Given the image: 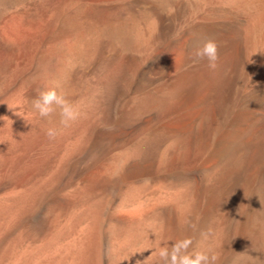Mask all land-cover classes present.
Listing matches in <instances>:
<instances>
[{
    "label": "bare ground",
    "instance_id": "1",
    "mask_svg": "<svg viewBox=\"0 0 264 264\" xmlns=\"http://www.w3.org/2000/svg\"><path fill=\"white\" fill-rule=\"evenodd\" d=\"M193 1L247 22L170 48ZM209 39L214 69L193 63ZM54 81L71 127L32 108ZM186 238L264 260V0H0V264H159Z\"/></svg>",
    "mask_w": 264,
    "mask_h": 264
},
{
    "label": "clouds",
    "instance_id": "2",
    "mask_svg": "<svg viewBox=\"0 0 264 264\" xmlns=\"http://www.w3.org/2000/svg\"><path fill=\"white\" fill-rule=\"evenodd\" d=\"M192 57L193 63L207 59L208 67L214 69L219 59L216 41L212 39L205 41L202 47L195 50ZM59 89V82L54 81L52 86L46 91H41L31 104L35 112L42 118L50 117L56 109H59L60 124L63 128H68L81 118L82 113L79 105L68 100ZM46 135L50 140H54L58 135V131L54 127H49L46 129ZM202 236L204 239L207 238L203 233ZM192 244L191 238L176 241L170 246L164 244L158 246L153 255L158 256L159 264H216L219 259L217 254L199 248L189 251ZM238 255H243V253H238ZM249 259L252 264H264V260H260L258 256Z\"/></svg>",
    "mask_w": 264,
    "mask_h": 264
},
{
    "label": "rangeland",
    "instance_id": "3",
    "mask_svg": "<svg viewBox=\"0 0 264 264\" xmlns=\"http://www.w3.org/2000/svg\"><path fill=\"white\" fill-rule=\"evenodd\" d=\"M213 2V3H212ZM212 2H208V3H204L203 2H200L199 4V1H193L190 5V11L192 13V18L190 19L189 21V26L186 27V28H173L169 33L165 34L163 37L166 38V42L167 41H170L169 43H167L169 45L170 48H174V46L176 47V44L177 46H179V43L182 42L183 39L185 38H191V34L189 33V28L191 27H194V23L198 24L197 26L200 27V28H205L203 25L206 24L207 21H213V22H216V25L221 28L223 25L225 27H228V28H225L223 26V30L222 28L219 29L218 28V32H224V30L226 29H232L233 28H237V27H242V26H245L247 20L246 18L244 19V16L243 14H239L237 13L236 15V12H232V8L230 7H227L228 5L226 4V7H225V4H222L221 2H216V1H212ZM218 3V5L216 3ZM211 4V5H210ZM210 5V6H209ZM194 6V8H193ZM197 7V8H196ZM206 7V8H205ZM218 7V8H217ZM210 10L208 11L207 10ZM228 8V9H227ZM197 11V12H196ZM208 11V12H207ZM225 11V12H224ZM211 12V13H210ZM216 12V13H215ZM210 14V16L207 18V16ZM226 14V15H225ZM239 15V16H238ZM243 15V16H242ZM206 16V18H204ZM235 16V17H234ZM237 16V17H236ZM231 17V18H230ZM193 18H196V19H193ZM230 18V19H229ZM199 19V20H198ZM207 19V21L205 20ZM209 19V20H208ZM213 19V20H212ZM215 19V21H214ZM218 19L220 20V22H218ZM233 19H234V22H233ZM239 20V21H238ZM194 21V23H193ZM222 21V22H221ZM225 21V22H224ZM232 21V22H230ZM229 22V23H227ZM203 23V24H202ZM202 25V26H201ZM188 29V30H187ZM188 31V32H187ZM183 32L184 35H182L181 33ZM217 32V33H218ZM188 33V34H187ZM171 34V35H170ZM180 34H181V37H180ZM167 35V36H166ZM177 35V36H176ZM170 36V37H169ZM178 37V38H177ZM169 39V40H168ZM173 39H176V40H173ZM179 41V42H177ZM176 43V44H175ZM250 79V80H249ZM247 82H244L243 83V86H242V89L240 90V95H239V102H242L241 104L242 105H245L246 103H244L246 100L248 101L257 91H258V88L260 89L261 86L259 85L256 86V88L254 87L255 84L253 85V82L251 84V77L250 78H247L246 80ZM247 83V84H246ZM250 84L253 86H250ZM249 85V87L247 86ZM246 86V88H245ZM248 87V88H247ZM251 87V88H250ZM244 89V90H243ZM252 89L254 91H252ZM255 92V93H254ZM247 93V95L245 94ZM242 94V95H241ZM246 95V96H245ZM250 96V97H249ZM246 97V99H245ZM242 100V101H241ZM246 101V102H247ZM244 103V104H243Z\"/></svg>",
    "mask_w": 264,
    "mask_h": 264
}]
</instances>
